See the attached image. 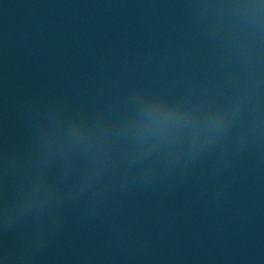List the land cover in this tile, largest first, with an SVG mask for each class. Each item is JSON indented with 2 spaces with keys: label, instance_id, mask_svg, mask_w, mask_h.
Masks as SVG:
<instances>
[{
  "label": "water",
  "instance_id": "1",
  "mask_svg": "<svg viewBox=\"0 0 264 264\" xmlns=\"http://www.w3.org/2000/svg\"><path fill=\"white\" fill-rule=\"evenodd\" d=\"M0 264H264V0H0Z\"/></svg>",
  "mask_w": 264,
  "mask_h": 264
}]
</instances>
